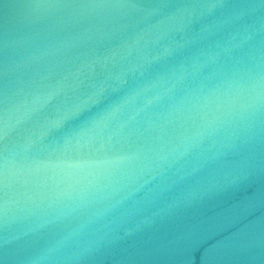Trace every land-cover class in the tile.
I'll use <instances>...</instances> for the list:
<instances>
[{
	"label": "water",
	"instance_id": "water-1",
	"mask_svg": "<svg viewBox=\"0 0 264 264\" xmlns=\"http://www.w3.org/2000/svg\"><path fill=\"white\" fill-rule=\"evenodd\" d=\"M0 264H264V0H0Z\"/></svg>",
	"mask_w": 264,
	"mask_h": 264
}]
</instances>
